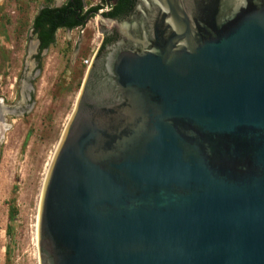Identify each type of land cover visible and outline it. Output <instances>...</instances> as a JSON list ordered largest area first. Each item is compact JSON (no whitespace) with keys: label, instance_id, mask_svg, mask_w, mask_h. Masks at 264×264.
Masks as SVG:
<instances>
[{"label":"water","instance_id":"obj_1","mask_svg":"<svg viewBox=\"0 0 264 264\" xmlns=\"http://www.w3.org/2000/svg\"><path fill=\"white\" fill-rule=\"evenodd\" d=\"M97 14L118 37L46 175L40 264H264V0Z\"/></svg>","mask_w":264,"mask_h":264},{"label":"rangeland","instance_id":"obj_2","mask_svg":"<svg viewBox=\"0 0 264 264\" xmlns=\"http://www.w3.org/2000/svg\"><path fill=\"white\" fill-rule=\"evenodd\" d=\"M66 1L0 2V101L11 111L0 123V264H40L36 236L48 164L83 86V60L103 39L94 14L82 27L60 28L36 57L34 17ZM84 2L106 8L105 0Z\"/></svg>","mask_w":264,"mask_h":264},{"label":"trees","instance_id":"obj_3","mask_svg":"<svg viewBox=\"0 0 264 264\" xmlns=\"http://www.w3.org/2000/svg\"><path fill=\"white\" fill-rule=\"evenodd\" d=\"M112 1L115 2L114 9L109 13L115 17L128 11L134 4V0ZM99 9L100 6L87 9L84 0H67L62 6H45L40 9L34 17L33 29L41 41V50L55 43V34L59 28L73 29L83 26Z\"/></svg>","mask_w":264,"mask_h":264},{"label":"flooded vegetation","instance_id":"obj_4","mask_svg":"<svg viewBox=\"0 0 264 264\" xmlns=\"http://www.w3.org/2000/svg\"><path fill=\"white\" fill-rule=\"evenodd\" d=\"M137 1L138 0H134V4H132V6H131V8L128 10V11H126V12H124V13H122L120 16H112V15H110V11L112 10V9H114V4H115V2L114 1H112V0H105V4H106V8L104 9V8H100L98 11L99 12H101V13H103L104 15H106V16H109V17H111V18H115V19H119V20H122V19H124V18H126L127 16H129L134 10H135V7H136V4H137ZM102 6H104V3H102L101 4ZM101 5H96V6H101ZM43 7H45V6H43ZM43 7H41L40 9H42ZM93 7V6H92ZM88 9V8H87ZM98 11L95 13V14H97L98 13ZM39 12V11H38ZM109 13V14H108ZM102 25H103V29H104V31H105V36H104V38H103V40H102V44H101V46H100V48L99 49H97L96 50V56H95V58H94V60L97 58V56L99 55V53H100V51L107 45V44H109V43H111V42H113L114 40H116L117 39V37H118V33H117V30L116 29H114V28H112L111 26H107L106 24H104V23H102ZM78 27H81V26H78ZM61 28H63V29H67V28H64V27H61ZM76 28V27H75ZM60 29V28H59ZM58 29V30H59ZM34 30V29H33ZM57 30V31H58ZM67 30H74V28L73 29H67ZM36 36V35H35ZM37 37V36H36ZM37 39H38V46H37V48H38V55L36 56V57H39L40 56V54L45 50H41V41H40V39L37 37ZM109 40V41H108ZM47 49V48H46ZM94 60H93V63H94ZM93 63H92V65H93ZM91 65V66H92ZM90 66V67H91ZM89 70V69H88ZM87 70V71H88ZM87 71H86V73H87ZM1 102V101H0ZM2 103V102H1ZM9 110V109H8ZM11 111L9 110V112L8 113H10ZM7 113V114H8ZM5 114H3L2 116H0L1 117V121H0V123L3 121V123H4V120H3V116H4ZM5 129H6V126H5ZM4 129V130H5Z\"/></svg>","mask_w":264,"mask_h":264},{"label":"bare ground","instance_id":"obj_5","mask_svg":"<svg viewBox=\"0 0 264 264\" xmlns=\"http://www.w3.org/2000/svg\"><path fill=\"white\" fill-rule=\"evenodd\" d=\"M2 0H0V2H1ZM87 74V73H86ZM85 79H86V77H85ZM84 79V80H85ZM81 91H82V88H81V90H80V93H81ZM80 93H79V95H78V97H77V99H79V96H80ZM76 102H77V100H76ZM76 105V104H75ZM0 112H2V113H8L9 112V110L6 108V107H4V105H3V103H1L0 102ZM71 119V118H70ZM54 154H55V152L53 153V155H52V158H51V160H50V162H49V164H48V168H47V172H48V170H49V167H50V164H51V161H52V159H53V156H54ZM37 230H38V225H37ZM36 241H37V245H38V239H37V236H36Z\"/></svg>","mask_w":264,"mask_h":264},{"label":"built area","instance_id":"obj_6","mask_svg":"<svg viewBox=\"0 0 264 264\" xmlns=\"http://www.w3.org/2000/svg\"><path fill=\"white\" fill-rule=\"evenodd\" d=\"M82 27V26H81ZM82 32H84V30H82ZM96 53H94L93 55L89 56L88 58L83 60L84 65L87 67V70L90 68V65L93 61V58L95 56Z\"/></svg>","mask_w":264,"mask_h":264}]
</instances>
